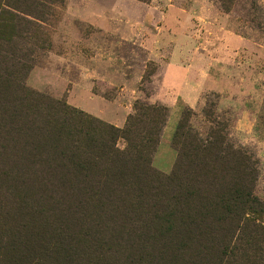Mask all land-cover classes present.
<instances>
[{
  "label": "rangeland",
  "instance_id": "374dc122",
  "mask_svg": "<svg viewBox=\"0 0 264 264\" xmlns=\"http://www.w3.org/2000/svg\"><path fill=\"white\" fill-rule=\"evenodd\" d=\"M131 118L158 142L113 180L79 151ZM61 233L75 264H264V0H0V264H70Z\"/></svg>",
  "mask_w": 264,
  "mask_h": 264
},
{
  "label": "trees",
  "instance_id": "16d2710c",
  "mask_svg": "<svg viewBox=\"0 0 264 264\" xmlns=\"http://www.w3.org/2000/svg\"><path fill=\"white\" fill-rule=\"evenodd\" d=\"M141 1L146 2L147 0ZM55 105L57 109L62 108L60 104ZM148 110L159 111L161 113L160 109L148 108ZM138 111L141 113L145 110L143 107H138ZM129 123V127L124 130L116 129L113 127L105 128L106 133L99 136L101 141H99L95 146L91 144H85V151L83 152V154L78 150L80 149V147H77V150L80 152V157L87 154L88 159L93 160L97 163L102 162L107 164L111 169H113L111 171L113 180L124 179V177H127L129 173L134 175H138L139 173H141V169L143 170L150 165L148 157L146 156L150 152V150H152V148H155V146L157 145L158 135L156 133H149L148 137H143L141 134H138L135 130V125H133L135 123H138V118H131ZM120 139H130V141H132V153H130L129 151L122 152L117 149V144ZM93 141H96V138H94ZM93 167H96L94 163ZM58 237L59 240L55 244L51 243L49 248H51L57 254H60L64 250H67L68 257L70 258V264H75V262L72 260V255H69V249H71V245L73 243L72 239L66 236L65 233H61V236Z\"/></svg>",
  "mask_w": 264,
  "mask_h": 264
},
{
  "label": "crops",
  "instance_id": "0c3cea01",
  "mask_svg": "<svg viewBox=\"0 0 264 264\" xmlns=\"http://www.w3.org/2000/svg\"><path fill=\"white\" fill-rule=\"evenodd\" d=\"M177 66L174 64H171L168 66L167 70H166V73H165V78H164V83L166 86H169L170 83H171V80L173 78L174 75H177V76H183V74L181 75V73H178L180 75H178L176 73V70H177ZM188 103H190V101H188ZM191 104V103H190ZM121 122V121H120Z\"/></svg>",
  "mask_w": 264,
  "mask_h": 264
}]
</instances>
